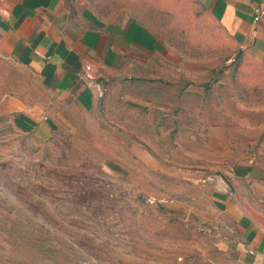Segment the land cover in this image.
<instances>
[{
    "label": "rangeland",
    "instance_id": "1",
    "mask_svg": "<svg viewBox=\"0 0 264 264\" xmlns=\"http://www.w3.org/2000/svg\"><path fill=\"white\" fill-rule=\"evenodd\" d=\"M176 3L191 6L189 29L186 12L169 15L191 79L95 76L91 112L0 59V264H259L212 191L261 147L264 73L254 104L234 94L248 80L237 52L193 2ZM34 111L54 123L17 129Z\"/></svg>",
    "mask_w": 264,
    "mask_h": 264
},
{
    "label": "crops",
    "instance_id": "2",
    "mask_svg": "<svg viewBox=\"0 0 264 264\" xmlns=\"http://www.w3.org/2000/svg\"><path fill=\"white\" fill-rule=\"evenodd\" d=\"M187 1L217 28L216 39L227 38L237 52L230 62L239 59L248 80L246 91L232 92L254 104L258 67L264 73V0ZM185 12L189 29L191 6L176 0H0V59L31 73L55 101L91 112L95 76L160 79L165 70L170 79H191L190 69L180 68L184 35L181 44L174 36V19ZM186 41L190 47L189 34ZM13 123L27 132L54 122L34 111ZM259 144L245 162L213 179L212 203L234 222L240 246L264 264V139Z\"/></svg>",
    "mask_w": 264,
    "mask_h": 264
}]
</instances>
